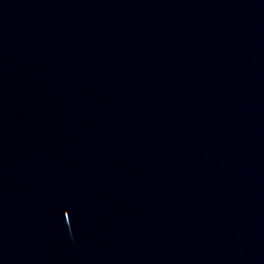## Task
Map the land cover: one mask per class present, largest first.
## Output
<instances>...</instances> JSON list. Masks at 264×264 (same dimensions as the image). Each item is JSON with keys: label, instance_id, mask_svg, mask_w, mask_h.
Returning <instances> with one entry per match:
<instances>
[{"label": "water", "instance_id": "obj_1", "mask_svg": "<svg viewBox=\"0 0 264 264\" xmlns=\"http://www.w3.org/2000/svg\"><path fill=\"white\" fill-rule=\"evenodd\" d=\"M0 264H264V0H0Z\"/></svg>", "mask_w": 264, "mask_h": 264}]
</instances>
